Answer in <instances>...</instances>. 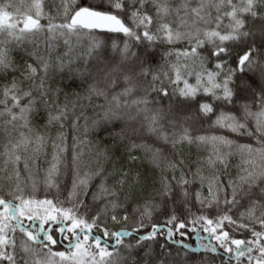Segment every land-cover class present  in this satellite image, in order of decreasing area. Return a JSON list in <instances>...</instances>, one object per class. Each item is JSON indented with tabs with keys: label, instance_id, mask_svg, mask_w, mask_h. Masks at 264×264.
Wrapping results in <instances>:
<instances>
[{
	"label": "snow or ice",
	"instance_id": "1",
	"mask_svg": "<svg viewBox=\"0 0 264 264\" xmlns=\"http://www.w3.org/2000/svg\"><path fill=\"white\" fill-rule=\"evenodd\" d=\"M0 133V264H264V0H0Z\"/></svg>",
	"mask_w": 264,
	"mask_h": 264
},
{
	"label": "trees",
	"instance_id": "2",
	"mask_svg": "<svg viewBox=\"0 0 264 264\" xmlns=\"http://www.w3.org/2000/svg\"><path fill=\"white\" fill-rule=\"evenodd\" d=\"M12 2L17 5H20V4L27 5L28 3L31 2V0H12ZM2 143H3V135L2 133H0V144ZM59 250H62V249H59Z\"/></svg>",
	"mask_w": 264,
	"mask_h": 264
}]
</instances>
